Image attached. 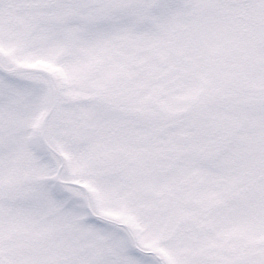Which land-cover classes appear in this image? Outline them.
I'll use <instances>...</instances> for the list:
<instances>
[{"label":"snow or ice","instance_id":"snow-or-ice-1","mask_svg":"<svg viewBox=\"0 0 264 264\" xmlns=\"http://www.w3.org/2000/svg\"><path fill=\"white\" fill-rule=\"evenodd\" d=\"M0 264H264V0H0Z\"/></svg>","mask_w":264,"mask_h":264}]
</instances>
